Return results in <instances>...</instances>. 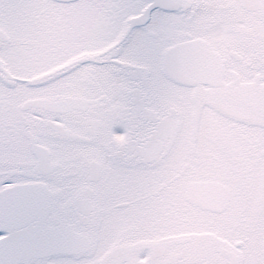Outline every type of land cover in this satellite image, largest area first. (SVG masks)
Masks as SVG:
<instances>
[{
	"label": "snow or ice",
	"instance_id": "1",
	"mask_svg": "<svg viewBox=\"0 0 264 264\" xmlns=\"http://www.w3.org/2000/svg\"><path fill=\"white\" fill-rule=\"evenodd\" d=\"M0 264H264V0H0Z\"/></svg>",
	"mask_w": 264,
	"mask_h": 264
}]
</instances>
